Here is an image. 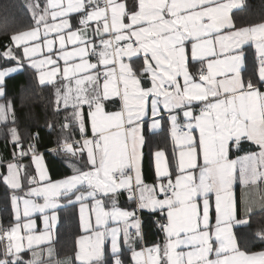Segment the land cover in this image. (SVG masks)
<instances>
[{
    "label": "snow or ice",
    "instance_id": "1",
    "mask_svg": "<svg viewBox=\"0 0 264 264\" xmlns=\"http://www.w3.org/2000/svg\"><path fill=\"white\" fill-rule=\"evenodd\" d=\"M24 7L30 24L0 42V264H264V6L251 22L244 0ZM21 71L53 90L47 151L71 174H50L39 131L20 135L7 87ZM76 204L83 234L62 254L57 210ZM145 211L162 242L146 244Z\"/></svg>",
    "mask_w": 264,
    "mask_h": 264
},
{
    "label": "trees",
    "instance_id": "2",
    "mask_svg": "<svg viewBox=\"0 0 264 264\" xmlns=\"http://www.w3.org/2000/svg\"><path fill=\"white\" fill-rule=\"evenodd\" d=\"M14 5L5 9V5ZM25 0H0V42H6L7 36L4 33L13 30L26 28L31 20L30 14L24 7ZM246 8L235 12L236 18L240 22H251L258 18V14L264 6V0H245ZM251 58V50L249 52ZM8 96L13 100L16 109L17 127L22 138L27 142V138L31 133L39 131L42 139L38 144L39 151L45 154L47 166L50 174L54 178H60L64 175L71 174L63 162L65 157L55 156L47 150L55 147L57 136L59 135L58 126L54 131H49L46 127L48 122L57 123L53 111L54 96L50 87H44L34 79L31 72L23 71L20 75L8 81ZM0 141H6L5 129L0 126ZM11 145V144H10ZM26 146V145H25ZM170 147V145H168ZM12 147V145H11ZM148 149L146 148V153ZM145 167L148 165V157L146 155L144 161ZM10 195L8 190L0 185V201L4 209V217H7L10 211L6 203L7 197ZM121 205H124L123 198ZM76 205H71L63 209V220L59 227V238L57 248L63 254L72 250L79 235L80 224L76 211ZM261 217L254 215L252 218V228L257 226V221ZM144 221L143 228L145 233V241L147 245H152L162 236V233L154 225L155 217L149 213H142ZM251 230H249V235ZM260 249V247H259Z\"/></svg>",
    "mask_w": 264,
    "mask_h": 264
},
{
    "label": "crops",
    "instance_id": "3",
    "mask_svg": "<svg viewBox=\"0 0 264 264\" xmlns=\"http://www.w3.org/2000/svg\"><path fill=\"white\" fill-rule=\"evenodd\" d=\"M244 2H245V0H244ZM235 12H237V11H239V10H234ZM23 71H21V72H19V73H17V74H14L12 77H10L9 78V80L10 79H12V78H15V77H17L18 75H20L21 73H22ZM7 94H8V90H7ZM1 135V134H0ZM1 137V136H0ZM151 143H152V146H153V149H155V147L157 146V145H159L160 147H164L166 144L167 145H170L169 143H168V140H167V132L165 131V132H161V133H159L158 135H155V136H153V137H151ZM11 149H12V147H11V145L10 144H7V146H6V141H0V155H2L5 159H8L9 158V156H10V153H11ZM145 152H146V149H145ZM24 162H26V160L24 161ZM237 191H238V193H239V189H237ZM8 199H9V196L7 197V199H6V203L8 204ZM69 206H71V205H64V206H62L61 208H59L58 210H57V214H58V223H57V228H56V233H57V240H58V238H59V227H60V225H61V223H62V220H63V209H65V208H67V207H69ZM76 211H77V215H78V219H79V224H80V214H79V205L78 204H76ZM257 211H259L258 209H257ZM145 212H147V211H145ZM148 213V212H147ZM39 223V222H38ZM42 227V226H41ZM80 231H81V227H80ZM83 233H82V231H81V234L80 235H82ZM79 235V236H80ZM163 241V234H162V236H161V238L159 239V241H156V242H162ZM259 247H260V245L259 244H256V245H254L253 246V250H255V251H259L260 249H259Z\"/></svg>",
    "mask_w": 264,
    "mask_h": 264
},
{
    "label": "built area",
    "instance_id": "4",
    "mask_svg": "<svg viewBox=\"0 0 264 264\" xmlns=\"http://www.w3.org/2000/svg\"><path fill=\"white\" fill-rule=\"evenodd\" d=\"M0 216H4V209H3V206L1 204V201H0Z\"/></svg>",
    "mask_w": 264,
    "mask_h": 264
},
{
    "label": "rangeland",
    "instance_id": "5",
    "mask_svg": "<svg viewBox=\"0 0 264 264\" xmlns=\"http://www.w3.org/2000/svg\"><path fill=\"white\" fill-rule=\"evenodd\" d=\"M45 162H46V158H45ZM24 163H28V161L26 160V162H24ZM46 164H47V162H46ZM33 170H34V166H33ZM80 214V213H79ZM39 222V221H38ZM40 223V222H39ZM42 226V225H41Z\"/></svg>",
    "mask_w": 264,
    "mask_h": 264
}]
</instances>
